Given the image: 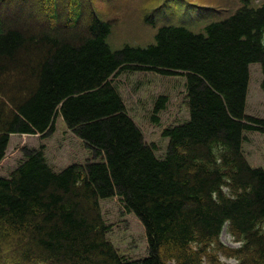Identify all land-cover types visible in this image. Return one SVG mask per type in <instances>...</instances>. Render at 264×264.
<instances>
[{
    "label": "trees",
    "instance_id": "trees-1",
    "mask_svg": "<svg viewBox=\"0 0 264 264\" xmlns=\"http://www.w3.org/2000/svg\"><path fill=\"white\" fill-rule=\"evenodd\" d=\"M231 3L160 0L144 17L164 20L153 40L113 48L89 0H0V161L10 134L45 137L58 114L94 158L55 170L43 145L23 148L0 176L6 264H264V169L242 149L264 132L246 113L252 63L264 91V0ZM122 71L185 77L188 118L162 130L163 156L127 113L111 79ZM167 101H154V122ZM115 195L145 228L144 257L106 237L100 200ZM224 225L238 247L219 240Z\"/></svg>",
    "mask_w": 264,
    "mask_h": 264
},
{
    "label": "rangeland",
    "instance_id": "rangeland-1",
    "mask_svg": "<svg viewBox=\"0 0 264 264\" xmlns=\"http://www.w3.org/2000/svg\"><path fill=\"white\" fill-rule=\"evenodd\" d=\"M89 1L91 7L101 18L111 21L112 26L108 40L113 48H119L125 43L145 45L151 42L156 28L164 22L163 19H157L154 27L147 24L144 18L151 14L152 7L157 5L160 0L151 2L150 0ZM204 1L212 2L213 0ZM220 1L221 3L229 1L233 4L238 0ZM11 4L3 6L7 10H14L17 6ZM195 13H199V10ZM18 18L26 20L19 13ZM39 24H42V21H39ZM261 76L259 65L251 64L249 66L246 110L248 114L264 118V91L260 87ZM111 79L125 102L128 113L135 118V122L141 128L144 140L154 144L157 156H163L168 139L162 135V130L183 121L187 115L184 104L185 77L180 74L161 75L152 71H122ZM161 94L166 95L168 101L165 108L157 114L158 122H154L151 119L152 108L154 101ZM246 136L247 140L243 142L244 154L250 164L264 168V132L248 131ZM40 145H43L47 160L55 170H60L72 162L86 163L89 160H94L90 149L58 115L55 118L53 130L45 137L39 134L14 133L10 135L6 154L0 162V176H8L10 171L24 159L22 151L24 147L36 149ZM100 207L102 217L108 225L106 237L115 246L118 253L125 259L146 256L145 228L138 217L125 208L121 197L115 195L101 199ZM219 240L230 248L238 246V242L232 239L226 226L223 228ZM10 253V249L0 251V264L11 261L9 259H12L13 255ZM220 259L226 264L235 263L234 258L221 256Z\"/></svg>",
    "mask_w": 264,
    "mask_h": 264
}]
</instances>
